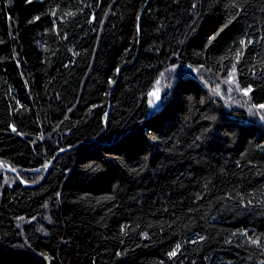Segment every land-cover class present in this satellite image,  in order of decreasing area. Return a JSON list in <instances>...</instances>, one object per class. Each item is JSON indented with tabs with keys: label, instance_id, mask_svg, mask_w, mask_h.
<instances>
[{
	"label": "trees",
	"instance_id": "trees-1",
	"mask_svg": "<svg viewBox=\"0 0 264 264\" xmlns=\"http://www.w3.org/2000/svg\"><path fill=\"white\" fill-rule=\"evenodd\" d=\"M262 105L264 0H0V264H264Z\"/></svg>",
	"mask_w": 264,
	"mask_h": 264
},
{
	"label": "rangeland",
	"instance_id": "rangeland-1",
	"mask_svg": "<svg viewBox=\"0 0 264 264\" xmlns=\"http://www.w3.org/2000/svg\"><path fill=\"white\" fill-rule=\"evenodd\" d=\"M155 94V95H154ZM158 97V98H157ZM160 100H161V95H160V91H156L152 94V99H151V110L154 111L155 109H157L159 107L160 104Z\"/></svg>",
	"mask_w": 264,
	"mask_h": 264
},
{
	"label": "water",
	"instance_id": "water-1",
	"mask_svg": "<svg viewBox=\"0 0 264 264\" xmlns=\"http://www.w3.org/2000/svg\"><path fill=\"white\" fill-rule=\"evenodd\" d=\"M68 151H69V150H63V151H60V152L56 155V157L54 158V160H52L51 163L48 165L46 175H47L48 172L50 171V169H51V167H52L54 161H55L59 156L65 154V153L68 152ZM0 165L3 166L2 164H0ZM6 170H7L8 172H14V171H12V170H10V169H8V168H6ZM14 173H15V172H14ZM45 179H46V176L44 177V180H45ZM44 180H43V181H44ZM22 184L25 185V183H24L23 181H22ZM33 187L36 188V187H38V186H33Z\"/></svg>",
	"mask_w": 264,
	"mask_h": 264
},
{
	"label": "snow or ice",
	"instance_id": "snow-or-ice-1",
	"mask_svg": "<svg viewBox=\"0 0 264 264\" xmlns=\"http://www.w3.org/2000/svg\"><path fill=\"white\" fill-rule=\"evenodd\" d=\"M155 95V94H154ZM158 98V97H157ZM261 107H264V105H262Z\"/></svg>",
	"mask_w": 264,
	"mask_h": 264
}]
</instances>
